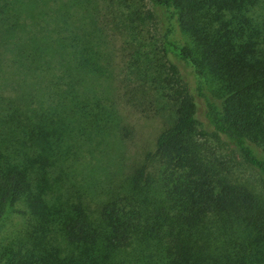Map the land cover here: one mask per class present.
<instances>
[{
    "label": "trees",
    "instance_id": "1",
    "mask_svg": "<svg viewBox=\"0 0 264 264\" xmlns=\"http://www.w3.org/2000/svg\"><path fill=\"white\" fill-rule=\"evenodd\" d=\"M151 1L0 0V264H264L263 0Z\"/></svg>",
    "mask_w": 264,
    "mask_h": 264
},
{
    "label": "rangeland",
    "instance_id": "2",
    "mask_svg": "<svg viewBox=\"0 0 264 264\" xmlns=\"http://www.w3.org/2000/svg\"><path fill=\"white\" fill-rule=\"evenodd\" d=\"M262 2L263 3H261L260 8L264 10V0ZM145 3L148 9L151 10L155 8L151 0H145ZM168 11L169 10L165 8H161V9L157 8V15H156V21H155L156 24L155 26H153V30L151 29L152 30L151 33L153 35L155 34L154 36H157L159 35L160 31L166 30L168 38L178 45L182 43L185 39L183 35L179 32V29L177 27L175 20L173 18H170ZM193 80L194 81L196 80L194 76H193ZM202 105L203 103L201 102L200 106L202 107ZM202 114H203V111L200 110L199 117L203 116ZM125 115L128 117L129 122L135 125L136 131H137V137L135 139L136 145L130 149V152L138 151L142 148V146H145L148 143L147 141H149L154 136L155 132L158 129V126H157L158 122L155 120H150V121L144 120V119L139 118L138 116L129 115L127 112H125ZM240 170L243 172L241 174L245 175V178L247 177L253 183L257 182L255 181V174L251 170L245 168V166H241Z\"/></svg>",
    "mask_w": 264,
    "mask_h": 264
}]
</instances>
